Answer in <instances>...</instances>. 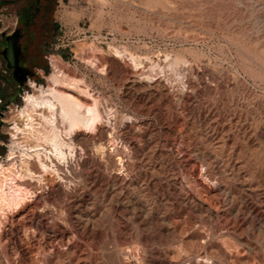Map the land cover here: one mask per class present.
I'll return each instance as SVG.
<instances>
[{"label":"rangeland","instance_id":"rangeland-1","mask_svg":"<svg viewBox=\"0 0 264 264\" xmlns=\"http://www.w3.org/2000/svg\"><path fill=\"white\" fill-rule=\"evenodd\" d=\"M28 1L0 0V77L5 34L12 33L1 19L17 16L30 81L51 85L50 58L59 56L61 80L76 85L71 92L98 98L108 148L82 145L86 166L69 168L70 195L58 181L25 209L0 216L5 263L57 264V253L72 247L66 264H110L105 247L117 242L122 264H264V0H35L32 18L23 11ZM109 57L141 80L126 78ZM24 95L2 94L11 99L0 115L3 163ZM205 151L214 159L209 177ZM124 193L151 218L127 217L118 202ZM230 212L256 248L222 225ZM78 216L94 222L82 231Z\"/></svg>","mask_w":264,"mask_h":264},{"label":"bare ground","instance_id":"bare-ground-1","mask_svg":"<svg viewBox=\"0 0 264 264\" xmlns=\"http://www.w3.org/2000/svg\"><path fill=\"white\" fill-rule=\"evenodd\" d=\"M116 52L120 53L121 51L116 50ZM136 59L137 58L134 55H131V60L135 65L138 64ZM108 60L111 65H116L121 72L126 75V78H132L134 81L141 80L138 79L137 75L130 67L121 65L112 57H109ZM61 64V58L59 56H53L50 61L53 74L48 77V80H50L52 84L45 87L43 85L38 86L35 82L30 81L34 91L25 93V106H23V108L12 117L15 125L11 129L13 143L9 153L8 162L3 163L0 161V216L5 217L6 213L9 211L13 213L15 210L25 209L31 201H34V197L41 192L42 188L54 186L58 181L62 182L59 185L61 192L65 195H70L67 188L70 176L69 168L73 167L74 171L76 169L79 171L78 168L86 166V161L78 158L81 153L80 150L82 151L83 149L82 145H94L100 143V148L107 146L104 145V142H101L102 139H107L109 131L103 126L102 121L104 115L102 114L98 98L92 97L87 101L72 93V90H70L69 87L73 88V86L76 85L73 84L74 82L65 83L61 80L60 75L63 72ZM142 75L139 76L141 77ZM147 81L156 84L159 82V79L150 80L147 78ZM77 89L90 95L89 91L82 88V86H79ZM112 114L111 116H113ZM111 116L108 117V120L113 119ZM112 136V132H110L109 138L113 139ZM109 152L108 156L113 159V156L109 154ZM202 159L207 165L208 177L212 176L214 173L213 157L208 151H205L202 154ZM80 188L81 186H75L73 190L74 192H77ZM118 195V202L127 206V217L143 216L145 218H151L153 215V212L150 209L144 207L137 209V207H134L135 205H132L133 197L131 198V195L129 196L126 193ZM30 208L34 210L32 206ZM101 215L104 219H108L110 217V210L104 209ZM232 216L233 213L231 212L225 214V220L222 221V225L228 232L234 234L239 243L243 244L248 250L256 248L251 241L246 239L242 233L239 232V228L232 219ZM41 217L45 216L41 215ZM78 217L80 229L82 231H86L89 224L94 222L93 216H89L88 218H83L82 216ZM0 224L2 225V222ZM259 230L262 231L260 228ZM39 231L45 233L48 231V228L40 224ZM123 248L124 247L121 249ZM72 251H74V249L71 247L66 253H57V264H66V255ZM105 251L111 259L110 264H122L119 243L113 242L112 245L106 246ZM1 255L0 264H6ZM186 260V258H183L178 262H174L168 258L163 261L162 264H184Z\"/></svg>","mask_w":264,"mask_h":264},{"label":"water","instance_id":"water-1","mask_svg":"<svg viewBox=\"0 0 264 264\" xmlns=\"http://www.w3.org/2000/svg\"><path fill=\"white\" fill-rule=\"evenodd\" d=\"M23 36L21 29H16L13 33L6 36L7 46L2 51V55L7 62V67L13 70V77L19 85H23L28 75L32 74V71L26 67L20 65V55L22 52V46L20 39Z\"/></svg>","mask_w":264,"mask_h":264},{"label":"flooded vegetation","instance_id":"flooded-vegetation-1","mask_svg":"<svg viewBox=\"0 0 264 264\" xmlns=\"http://www.w3.org/2000/svg\"><path fill=\"white\" fill-rule=\"evenodd\" d=\"M6 36L7 35L5 34V39ZM20 65L26 67L21 62V55H20ZM30 76L31 75H28L26 82L21 86L14 79L13 70L9 69L7 65H6V69L5 68L2 69V73L0 77V115L4 114V111L9 107V103L11 102V99H6V101H4L2 94L7 91L9 96H12L13 93H18L19 96H22L26 89V86L28 85V80Z\"/></svg>","mask_w":264,"mask_h":264},{"label":"trees","instance_id":"trees-1","mask_svg":"<svg viewBox=\"0 0 264 264\" xmlns=\"http://www.w3.org/2000/svg\"><path fill=\"white\" fill-rule=\"evenodd\" d=\"M38 8H39V5L36 3L35 0H29L27 5L23 8V11L25 12L27 17L32 18L34 14L37 13ZM28 24H30V22ZM45 46H46V43H42L40 46L43 55L49 52V48ZM59 54L65 56L63 51H59Z\"/></svg>","mask_w":264,"mask_h":264},{"label":"built area","instance_id":"built-area-1","mask_svg":"<svg viewBox=\"0 0 264 264\" xmlns=\"http://www.w3.org/2000/svg\"><path fill=\"white\" fill-rule=\"evenodd\" d=\"M1 23H2V28L5 31L8 28H12V33L15 31V28L17 27L18 24V17L15 16V18H10V17H4L1 19ZM2 30V31H3ZM11 34V33H10ZM52 59V56L50 58V60ZM28 86H31L30 84V78L28 80ZM26 92L24 91L23 94H25Z\"/></svg>","mask_w":264,"mask_h":264}]
</instances>
